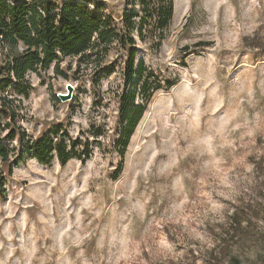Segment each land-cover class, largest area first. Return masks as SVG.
I'll list each match as a JSON object with an SVG mask.
<instances>
[{
    "label": "rangeland",
    "instance_id": "1",
    "mask_svg": "<svg viewBox=\"0 0 264 264\" xmlns=\"http://www.w3.org/2000/svg\"><path fill=\"white\" fill-rule=\"evenodd\" d=\"M128 1L88 7L134 46L0 88V264H264V0H172L143 41ZM50 141L78 156L39 162L30 147Z\"/></svg>",
    "mask_w": 264,
    "mask_h": 264
},
{
    "label": "trees",
    "instance_id": "2",
    "mask_svg": "<svg viewBox=\"0 0 264 264\" xmlns=\"http://www.w3.org/2000/svg\"><path fill=\"white\" fill-rule=\"evenodd\" d=\"M128 2L127 0V4ZM89 4H92V0H0V46L8 43L13 45L6 54L7 61L0 67V88L12 86L17 89L27 82L28 73L40 76V72L48 69L52 63L54 71L60 73L61 57L83 55L88 62L90 54L95 51L92 62H99L113 42L123 46L135 45L133 38L129 34H123L111 17L96 13L95 10L101 8L99 3H94L95 10L89 9ZM141 7L142 15L127 11L129 15H123L122 23L129 28L133 24L131 20L137 17L138 39H154L156 31L160 34L167 26L173 13V1L143 0ZM147 17L150 19L149 23ZM18 43L22 44L21 50L17 49ZM263 46L259 45L257 48ZM87 50L88 56L85 54ZM134 53L135 49L128 53L125 69L129 74L134 70ZM143 64L144 61L140 58L135 68L138 78L143 72ZM22 94L26 97L27 91L23 90ZM63 145V142L51 145L50 141L46 147L35 143L30 149L33 150L32 156L39 162L45 161V154L56 151L57 160L63 166L68 160L78 156L74 144L69 151ZM0 156L3 161L7 160V151L1 150ZM1 182L0 179V184ZM241 217L240 213H233L231 218L234 228L240 227ZM233 262L237 264L235 259Z\"/></svg>",
    "mask_w": 264,
    "mask_h": 264
},
{
    "label": "water",
    "instance_id": "3",
    "mask_svg": "<svg viewBox=\"0 0 264 264\" xmlns=\"http://www.w3.org/2000/svg\"><path fill=\"white\" fill-rule=\"evenodd\" d=\"M66 91V94H59L57 98L63 101L69 100L72 97L73 87L68 84L66 86Z\"/></svg>",
    "mask_w": 264,
    "mask_h": 264
}]
</instances>
